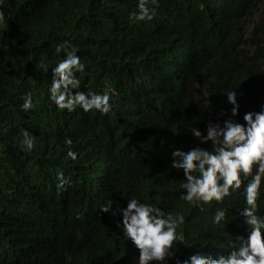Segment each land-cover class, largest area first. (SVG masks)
<instances>
[{"label": "trees", "instance_id": "16d2710c", "mask_svg": "<svg viewBox=\"0 0 264 264\" xmlns=\"http://www.w3.org/2000/svg\"><path fill=\"white\" fill-rule=\"evenodd\" d=\"M181 1L187 4L178 11L175 5ZM260 1L159 0L154 18L144 21L129 17L136 11L137 0L0 3L6 28L13 31L12 38L19 42L25 57L22 61L14 58L9 52L18 55L16 47L8 48L7 39L0 38V264H136L138 249L117 227L119 209L126 206L129 196L173 215H184V223L177 228L184 241L177 243L169 264L197 249L213 257L227 255L230 240L247 236V225L239 222L234 208L225 207L226 223L213 225L216 203L212 209L205 204L201 210L180 200L183 189L178 185L183 173L171 168L170 162L176 148L211 149L210 144L201 143L191 134L192 126L203 134L209 122L222 123L231 118L243 124L246 112L260 111L264 106V0ZM61 2H65L61 12L68 17L53 13ZM51 3L56 5L52 12L46 7ZM24 10L28 16H22ZM55 30L61 33L52 36ZM63 41L76 46L86 66L84 74H77L81 91L99 92L116 80L118 96L115 103L110 96L109 113H86L79 107L72 112L58 110L48 99L50 69L64 55L56 53L55 47ZM96 62L99 67L93 75ZM140 67L145 75L144 87L139 83ZM131 69L136 73L133 83H129ZM121 81L127 84L124 92ZM152 83L154 89L150 91L147 88ZM198 83L206 88L198 87ZM231 89L237 92L240 105L236 116L231 115L232 105L224 95ZM141 90L157 97L166 95L172 104L159 122L153 120V128L145 126L137 134L132 126L135 122H130L131 101H135V118L140 97L144 103L148 101ZM159 90L165 95L158 94ZM28 92L39 103L25 113L19 106ZM198 105L203 113L188 114ZM94 116L106 117L105 125L111 128L103 139ZM146 116L152 117L153 112L148 109ZM123 117L127 118L124 123ZM116 125L119 129L114 128ZM24 129L34 139L31 152L21 150ZM65 137L73 143L66 146ZM80 143L89 147L86 157L80 153L78 165L73 160L66 163L68 148L77 153ZM75 165L76 188L75 172H68ZM59 171L71 177V183L61 190L56 187ZM71 194L74 196L69 201ZM238 195L243 197L240 191L232 197ZM259 198L257 214L264 215ZM108 201L115 216L99 209ZM77 210H83L81 216L76 215ZM69 255L70 261L66 259Z\"/></svg>", "mask_w": 264, "mask_h": 264}, {"label": "clouds", "instance_id": "9594fccd", "mask_svg": "<svg viewBox=\"0 0 264 264\" xmlns=\"http://www.w3.org/2000/svg\"><path fill=\"white\" fill-rule=\"evenodd\" d=\"M158 4L159 0H137L136 11L130 12L129 17L136 21L152 20ZM2 19L0 14V20ZM55 52H63L64 55L63 58H57L50 69L48 99L58 110L72 112L79 107L86 113H109L112 108L111 82L101 92L91 89L81 91V80L77 74H84L86 66L81 62L76 46L63 41L56 45ZM43 71L47 73L49 69L45 67ZM224 95L232 105L231 115L236 116L240 107L237 92L234 89L226 90ZM37 103L39 101L34 102L33 94L28 92L24 94L23 103L19 107L27 113ZM259 109L256 112H246L243 115L246 123L243 124L231 118L222 123L209 122L203 134L192 126L189 129L191 134L201 143L210 144L211 149L196 146L188 151L176 148L171 152L170 167L183 173V179L178 185L179 189H183L179 193L180 200L203 210L205 204L213 201L217 205L223 204L226 198L240 191L244 207L239 209L238 215L247 225V236L238 235L236 241L230 240L231 251L227 255L213 257L210 252L197 249L183 260L176 257L175 264H264V215L257 214V199L264 192V106ZM72 143L70 137H65L66 146ZM20 145L24 152L34 149L33 136L27 129L22 130ZM66 158L75 161L77 153L69 147ZM56 179L57 190L71 183L62 171L57 172ZM99 209L116 215L111 201L102 204ZM119 212L121 220L117 227L122 230L123 238L130 240L138 249L136 264H169L177 250V243L184 241L183 236L177 233V228L185 221L184 215L180 212L173 215L172 212H166L153 203L143 202L136 196H129L126 206L120 208ZM227 212V208L217 207L211 216L212 224L226 223ZM66 259L70 261L71 256Z\"/></svg>", "mask_w": 264, "mask_h": 264}, {"label": "bare ground", "instance_id": "6f19581e", "mask_svg": "<svg viewBox=\"0 0 264 264\" xmlns=\"http://www.w3.org/2000/svg\"><path fill=\"white\" fill-rule=\"evenodd\" d=\"M4 0H2V2H0V3H4L3 2ZM262 1V0H261ZM261 1H260V3H261ZM10 2H8V3H6V4H9ZM71 4H74V2H70ZM64 4H65V2H61V4H60V6H58L56 9H55V11H53V9H54V7L56 6L55 5V3H51V4H49V5H47L46 7H47V10H49V11H53V13H55L56 15L58 14V15H60L61 13H63V11L61 12V7H63L64 6ZM187 3H186V1H181V2H177L176 3V5H175V7H176V9L178 10V11H181L184 7H185V5H186ZM253 6H255V7H258V8H261L260 7V5L258 4V5H255V4H253ZM1 7L2 6H0V9H1ZM6 8H10V9H14V8H12L11 6H5ZM170 9L172 8V7H169ZM74 10H75V8H74ZM256 10H258V9H255V11ZM73 11V10H72ZM72 11H70V12H72ZM57 12V13H56ZM61 12V13H60ZM0 14H2V13H0ZM28 13L24 10L23 11V15L22 16H28L27 15ZM63 14H65V13H63ZM10 15H12V14H9L8 15V17H11ZM64 16V18L65 17H68V14H65V15H63ZM54 18L56 17V16H53ZM242 18H245V14H242ZM252 19H253V16L251 17ZM5 19H6V16H3V19L2 20H0V38L1 39H3L5 42H6V39H7V42L9 43L8 45H7V47L9 48L11 45H13V46H15L16 47V51L17 52H19L18 53V55L17 54H12V51L11 52H9L14 58H17V59H19L20 61H22L25 57H24V55L21 53V46H20V44H19V42L17 41V40H15V39H13L12 38V35H11V33H13V31H8L7 30V28H6V25L7 24H5L4 23V21H5ZM22 19L20 18V21H21ZM250 20V19H249ZM54 22H59L58 20H54ZM46 32V31H45ZM61 32H59V30H55V32H52V36L53 35H55V34H60ZM25 34V33H24ZM39 36V35H38ZM140 43H137L136 45L138 46ZM27 45H29V46H32V45H30L29 43H27ZM33 52H34V50H33ZM109 61V60H108ZM113 63H114V65L115 64H117V62H115V61H113ZM130 65L131 66H133L134 65V60H131V63H130ZM40 66H42L41 64H40ZM109 66V65H108ZM108 66H107V68H108ZM98 67H99V65H98V63L96 62V63H94V67H93V69H94V73H93V75H96L97 74V69H98ZM118 68V66L116 65V67H114L113 69H112V71L113 72H116V69ZM130 72H131V77H130V81H129V83H133V78L134 77H136V73H135V71L133 70V69H131L130 70ZM87 74H89L88 72H86ZM139 74H140V77H139V83H140V85H143L142 83H143V78L145 77V75H144V73H143V70H142V68L140 67V72H139ZM224 84V83H223ZM111 85V86H110ZM127 84H126V82L125 81H121V92H124L125 91V86H126ZM198 85V87H200V88H206V86L205 85H203V84H197ZM109 86L111 87V92H112V94H111V98H112V102L113 103H115L116 102V98H117V96H118V91H117V89H116V86H117V82L115 81V80H113L110 84H109ZM143 87H144V85H143ZM148 90H150V91H152L153 89H154V85H153V83L152 84H150L149 86H148V88H147ZM178 89H180V86H179V84H178ZM92 91H94L93 89H91ZM76 91V90H75ZM74 91V92H75ZM99 92H101V90H99ZM131 92H133V91H131ZM141 93H142V95H145L146 97H147V99H148V101H147V103H144V101H143V98L142 97H140V102H141V105H140V108H139V110H138V114H137V116L135 117V118H133V116L136 114V110L133 108V106H134V104H135V101L134 100H132L131 101V106H132V108H131V117H130V122L133 120L134 122H135V125H132L133 126V128L137 131V134H139V133H141V132H143L144 130H145V126H146V128H153V120H158V122L161 120V118H163V116L165 115V113H166V110H167V108L172 104V100L171 99H169V97L168 96H166L165 94H164V91L163 90H159L158 91V94H162V95H165V97H157V95H150L151 93H144L142 90H141ZM111 98H110V101H111ZM122 103L123 104H125V100H124V95H122ZM200 106L201 105H198V106H196V108H193L192 109V111L190 112V113H188V114H190L191 116H193V115H195V113L196 112H198V113H203L204 112V110L203 109H201L200 108ZM148 109H150L152 112H153V116L152 117H147L146 116V112H147V110ZM96 114H100V113H98V112H95ZM94 118V120H95V127H96V129H97V131H99V132H102L103 133V136H102V139L106 136V132H111V128H108L105 124H106V122H107V118L106 117H98V116H94L93 117ZM127 120V118L126 117H123L122 118V123H124L125 121ZM150 122V123H149ZM122 123H121V125H122ZM115 129H119V126L118 125H116L115 127H114ZM183 137H184V135H182ZM101 139V140H102ZM97 140H100L99 139V137L97 138ZM86 141L88 142V143H90V140H89V138L87 137V139H86ZM81 145V143L78 145V146H80ZM76 146H77V144H76ZM77 146V147H78ZM76 147V148H77ZM165 147H166V145H165ZM80 151H78L77 152V156H78V154H80V153H85V155H84V157L83 158H85L86 157V155H87V153H88V150H89V147H86V145H81V149H79ZM48 155H50V154H48ZM67 161H68V163H70L71 164V159L70 158H66V163H67ZM76 162L75 163H77L76 165H78L80 162H77L78 161V157H77V159L75 160ZM76 165L75 166H73L72 168H68V172H71L72 174H73V172H75V174H74V187L76 188V183H75V179H76V172H77V168H76ZM67 172V168H66V173H68ZM68 179L69 180H71V177H68ZM262 183H263V181H262ZM67 185V184H66ZM93 186V185H92ZM242 187H243V183H242ZM94 190L95 191H97V186H96V184L94 183ZM76 191V190H75ZM77 195V194H76ZM74 195L73 194H71V196L67 199V200H71L72 199V197H73ZM84 198H87V197H84ZM260 206H261V209H264V192H262V195L260 196ZM87 199H85V201H86ZM214 203H216L215 201H213V202H211V203H209V207L207 208V209H212V206H214L215 204ZM217 207H232V208H234V212H235V214H236V216L238 217V220H239V222L241 223V224H244V222H243V218L242 217H240L239 215H238V213H239V209L240 208H242V207H244V198L243 197H241L240 195H238L237 197H230V198H226V200H225V202L223 203V204H220V205H215V209L217 208ZM71 211V210H70ZM83 213V210H77V213H76V215H78V216H81V214ZM245 235L246 234H242V236H244L245 237ZM26 253H28V254H30V251L28 250Z\"/></svg>", "mask_w": 264, "mask_h": 264}]
</instances>
